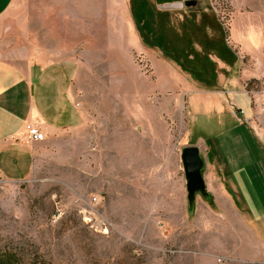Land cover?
Masks as SVG:
<instances>
[{
  "label": "rangeland",
  "instance_id": "374dc122",
  "mask_svg": "<svg viewBox=\"0 0 264 264\" xmlns=\"http://www.w3.org/2000/svg\"><path fill=\"white\" fill-rule=\"evenodd\" d=\"M138 1L154 23L159 12L172 17L181 7L180 0ZM209 1L229 32L231 0ZM132 7V0H13L0 16V55L82 60L76 89L87 112L85 126L41 149L29 178L0 175V249L16 252L23 264H215L218 257L264 264V252L247 243V223L207 184L209 196L199 194L189 210L183 147L206 145L239 207L232 177L258 150L253 132L225 102L230 93L194 88L193 80L217 86L222 65L211 61L203 73L166 57L189 75V85L178 73L156 71L134 35ZM239 34V54L246 56L236 70L246 76L247 120L264 133V43Z\"/></svg>",
  "mask_w": 264,
  "mask_h": 264
},
{
  "label": "crops",
  "instance_id": "0c3cea01",
  "mask_svg": "<svg viewBox=\"0 0 264 264\" xmlns=\"http://www.w3.org/2000/svg\"><path fill=\"white\" fill-rule=\"evenodd\" d=\"M186 1L191 0L178 2L181 7L175 16L171 17L170 11H164L168 13L167 25H173L171 27L175 30V38L180 45L186 47L183 49L184 52H181V56H188L185 57L187 61H194L196 57L202 61L206 59L217 61L223 68V73L218 75L217 86L206 89L200 87L203 86V82L193 80L192 82L196 85L194 88L198 90L197 93L205 92L208 95L215 93L218 97H221L219 94L222 92L230 93L231 97L225 102L229 101L234 109L237 108L240 113L244 114L239 115L233 109V112L240 116L242 122L253 132L251 138L258 149L252 155L243 158L246 160L245 164L236 168L235 175L232 177L237 187V197L241 199V207H239L226 176L213 168L211 154L208 153L206 145H202L199 141L198 146L207 158L204 172L206 184L209 190L214 191L215 197L220 198V203L217 200L219 204L228 205L232 211L237 212L244 223H247L249 227L246 235L247 243L252 245L255 252L258 250L264 252V133L247 120L250 118L248 114L251 102L244 86L246 76L243 70H239L240 73L237 71L238 68L243 69L241 65H238L240 57L244 60L246 56L239 54V49L243 45L239 41L240 29L246 34L247 32L253 33L258 44L264 43V0H231L229 32L209 0L206 2H209L210 6L205 8L187 6ZM192 1L202 4L204 0ZM12 2L13 0H0V16L11 7ZM184 6L189 10L184 9ZM205 15L217 18L221 30H224L223 39L219 37L220 32L205 19ZM236 22L239 28L235 26ZM152 24L159 27L158 23L152 22ZM232 28L235 43H232L230 39ZM193 30H201L208 39V45L202 47L195 39L191 42L187 41L188 34H191ZM225 31H227L226 37ZM137 32L139 35L137 33L134 35L137 38L140 36L142 47L144 51H147L146 54L154 64L156 71L163 69L167 76L173 75L174 77L177 74L173 73H178L180 83L189 85L191 81L189 75L182 73L180 67L170 64V60L167 59L169 56L165 54L161 46L146 45L138 29ZM212 42L220 43L226 48L220 53L215 47L209 46ZM26 54L25 59L16 61L0 55V175L15 181L27 179L37 171L43 158L41 149L54 143L65 131L85 126L87 120L85 105L77 95L76 89L78 78L84 69L82 60L75 57L41 58L33 57L28 52ZM243 54H246V51ZM176 83L173 85L174 92L181 87L179 82ZM184 92L185 95L188 94V90ZM191 92L194 93L195 90ZM209 97L206 96V99ZM29 125L38 127L45 133L46 139L33 140L29 135ZM247 138L250 139L249 136Z\"/></svg>",
  "mask_w": 264,
  "mask_h": 264
},
{
  "label": "trees",
  "instance_id": "16d2710c",
  "mask_svg": "<svg viewBox=\"0 0 264 264\" xmlns=\"http://www.w3.org/2000/svg\"><path fill=\"white\" fill-rule=\"evenodd\" d=\"M144 1V0H143ZM133 3V14L136 21V26L139 32L143 36V41L146 45L150 46H161V48L164 50L165 54L169 57H174L176 60L182 61V59L185 60L186 63L190 64V67L192 69L197 70V68L201 69L200 72L206 73L208 70V63H211V60L206 59V61L200 60L199 57H196L194 61H187L186 58L188 56H181V52H184L183 49L186 47L180 45V43L175 38V30L168 26L169 18L167 12H159V27L154 26L151 21H149L146 18V10L145 7L140 6V1L138 0H132ZM139 6L141 8H139ZM205 19L213 25L214 29L220 32V38H224V30H221V26L219 24V21H217V18L215 16L205 15ZM158 21V18H157ZM146 22H150L151 24H146ZM227 34V31H225ZM192 36V37H191ZM195 39L198 41V43L204 47L208 45V39L205 35L202 34L201 30H193L192 33L188 34V38H186L187 41H192ZM188 42V44H190ZM209 46L215 47L217 50H219L220 53H222L223 49H225V46L220 45V43H209ZM186 57V58H185ZM176 60V61H177ZM184 62V61H183ZM199 63V65H197ZM0 264H23L21 257L14 251L10 250H1L0 249Z\"/></svg>",
  "mask_w": 264,
  "mask_h": 264
},
{
  "label": "water",
  "instance_id": "95a60500",
  "mask_svg": "<svg viewBox=\"0 0 264 264\" xmlns=\"http://www.w3.org/2000/svg\"><path fill=\"white\" fill-rule=\"evenodd\" d=\"M195 3L192 0L185 2L187 6L194 5ZM182 160L187 180L189 210L192 212L199 194L205 198L209 196L203 174L206 169V162L201 148L196 144L183 147Z\"/></svg>",
  "mask_w": 264,
  "mask_h": 264
},
{
  "label": "built area",
  "instance_id": "2783aa9c",
  "mask_svg": "<svg viewBox=\"0 0 264 264\" xmlns=\"http://www.w3.org/2000/svg\"><path fill=\"white\" fill-rule=\"evenodd\" d=\"M29 135L33 140L43 141L46 139V135L42 132L38 127L34 125L28 126ZM96 196L93 197V200H96ZM216 264H227L226 259L224 257H218L216 260Z\"/></svg>",
  "mask_w": 264,
  "mask_h": 264
},
{
  "label": "bare ground",
  "instance_id": "6f19581e",
  "mask_svg": "<svg viewBox=\"0 0 264 264\" xmlns=\"http://www.w3.org/2000/svg\"><path fill=\"white\" fill-rule=\"evenodd\" d=\"M129 74V73H128ZM131 75V74H130ZM133 78V77H132ZM134 84V83H133Z\"/></svg>",
  "mask_w": 264,
  "mask_h": 264
}]
</instances>
